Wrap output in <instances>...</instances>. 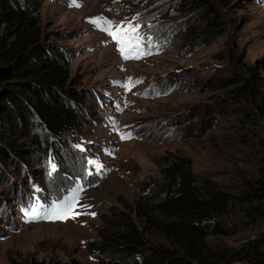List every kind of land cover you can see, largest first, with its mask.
<instances>
[{
	"label": "rangeland",
	"instance_id": "374dc122",
	"mask_svg": "<svg viewBox=\"0 0 264 264\" xmlns=\"http://www.w3.org/2000/svg\"><path fill=\"white\" fill-rule=\"evenodd\" d=\"M8 1L34 18L40 44L59 59L66 85L83 101L57 136L34 114L23 122L15 141L25 162L0 140L11 155L0 163V264L121 259L93 254L87 241L99 238L111 211L124 203L134 205L141 195L162 200V169L180 160L197 184L213 181L235 195L257 188L264 175V0H207L197 7V0H78L79 7L72 0ZM137 14L151 38L145 43L150 54L140 59H123L111 37L90 22L118 23ZM129 77L139 82L125 91ZM244 79L257 89L253 99L231 91ZM207 119L211 124L199 128ZM50 161L57 166L51 177ZM76 188L75 212L82 214L75 218L33 219L23 211L34 200L48 208ZM133 218L150 244L172 248L161 232ZM224 223L234 226L208 235L206 249L235 255L209 253L208 264H264L245 255L264 234V215L235 209Z\"/></svg>",
	"mask_w": 264,
	"mask_h": 264
},
{
	"label": "trees",
	"instance_id": "16d2710c",
	"mask_svg": "<svg viewBox=\"0 0 264 264\" xmlns=\"http://www.w3.org/2000/svg\"><path fill=\"white\" fill-rule=\"evenodd\" d=\"M197 1L192 6L208 5L207 0ZM16 7L8 0H0V140L25 162L26 156L15 141L23 122H28L34 114L51 135L57 136L78 115L75 107L83 101V96L66 85L67 72L59 59L40 44L41 31L34 18ZM188 35L192 39L196 37L193 30ZM231 91L252 99L257 94L254 84L247 79ZM210 124L207 119L199 128ZM197 126L195 122L193 127ZM8 150L0 145L2 165L11 158ZM185 166L180 160L163 167L166 182L162 185L165 195L162 200L154 202L141 195L134 205L124 203V208L111 211L110 219L98 231L99 238L88 240L87 248L93 254L104 252L122 258L102 259L99 264H208L209 253L221 258L235 255L210 252L205 238L228 233L234 224H226L224 219L235 209L246 215H264V175L258 180L257 188L235 195L213 181L197 184ZM133 213L144 220L145 226L161 232L172 248L150 244ZM260 245H264V234L249 243L246 259L264 262ZM68 264L80 263L72 259Z\"/></svg>",
	"mask_w": 264,
	"mask_h": 264
},
{
	"label": "snow or ice",
	"instance_id": "6c2138e0",
	"mask_svg": "<svg viewBox=\"0 0 264 264\" xmlns=\"http://www.w3.org/2000/svg\"><path fill=\"white\" fill-rule=\"evenodd\" d=\"M71 6L79 7L78 0H72ZM139 15L132 17L130 20L125 19L118 23H114L107 18H91L90 22L94 26L98 27L100 30L107 33L112 41L117 45V50L120 52L123 59H140L145 55L150 54V52L145 51V43H151V38L146 37L141 29L139 23ZM138 80H133L129 77L126 82L122 84L125 91H130L131 87L138 83ZM121 139L131 138L130 133H120ZM89 164L94 165L96 168L102 167L99 163L93 160L88 161ZM49 176L51 177L57 170V166L49 162ZM80 188L72 190L71 195L66 196L63 200L59 202H54L48 208H44L42 204L38 201H33L29 204L28 209H24L25 214L30 218H47V219H59L64 220L68 218H75L82 213L75 212V208L78 204ZM81 207H91L89 205H82ZM41 209H44L41 212ZM93 216L96 214L89 213Z\"/></svg>",
	"mask_w": 264,
	"mask_h": 264
}]
</instances>
